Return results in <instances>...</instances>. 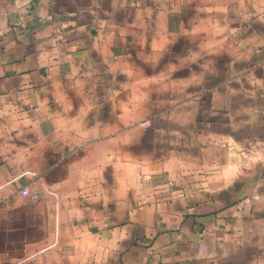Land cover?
Returning <instances> with one entry per match:
<instances>
[{
    "label": "crops",
    "instance_id": "1",
    "mask_svg": "<svg viewBox=\"0 0 264 264\" xmlns=\"http://www.w3.org/2000/svg\"><path fill=\"white\" fill-rule=\"evenodd\" d=\"M0 264H264V0H0Z\"/></svg>",
    "mask_w": 264,
    "mask_h": 264
},
{
    "label": "built area",
    "instance_id": "2",
    "mask_svg": "<svg viewBox=\"0 0 264 264\" xmlns=\"http://www.w3.org/2000/svg\"><path fill=\"white\" fill-rule=\"evenodd\" d=\"M22 193H23L24 195H28V194L30 193V191H29L28 188H24V189L22 190Z\"/></svg>",
    "mask_w": 264,
    "mask_h": 264
}]
</instances>
